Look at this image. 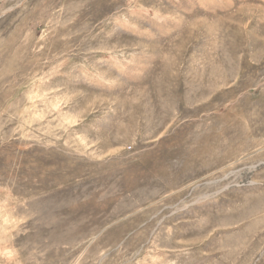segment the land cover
<instances>
[{
	"label": "rangeland",
	"instance_id": "obj_1",
	"mask_svg": "<svg viewBox=\"0 0 264 264\" xmlns=\"http://www.w3.org/2000/svg\"><path fill=\"white\" fill-rule=\"evenodd\" d=\"M0 264H264V0H0Z\"/></svg>",
	"mask_w": 264,
	"mask_h": 264
}]
</instances>
